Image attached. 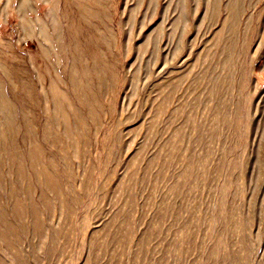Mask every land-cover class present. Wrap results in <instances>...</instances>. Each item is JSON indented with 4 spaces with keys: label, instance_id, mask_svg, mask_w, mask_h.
I'll return each instance as SVG.
<instances>
[{
    "label": "rangeland",
    "instance_id": "1",
    "mask_svg": "<svg viewBox=\"0 0 264 264\" xmlns=\"http://www.w3.org/2000/svg\"><path fill=\"white\" fill-rule=\"evenodd\" d=\"M0 264H264V0H0Z\"/></svg>",
    "mask_w": 264,
    "mask_h": 264
}]
</instances>
